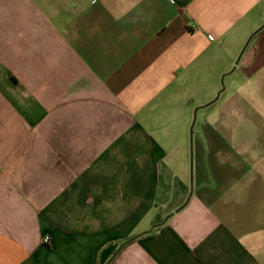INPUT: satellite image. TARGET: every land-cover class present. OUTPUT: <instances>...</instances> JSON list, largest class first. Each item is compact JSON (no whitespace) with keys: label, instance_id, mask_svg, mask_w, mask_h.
I'll use <instances>...</instances> for the list:
<instances>
[{"label":"crops","instance_id":"crops-1","mask_svg":"<svg viewBox=\"0 0 264 264\" xmlns=\"http://www.w3.org/2000/svg\"><path fill=\"white\" fill-rule=\"evenodd\" d=\"M130 236L111 264H264V0H0V264Z\"/></svg>","mask_w":264,"mask_h":264},{"label":"trees","instance_id":"trees-1","mask_svg":"<svg viewBox=\"0 0 264 264\" xmlns=\"http://www.w3.org/2000/svg\"><path fill=\"white\" fill-rule=\"evenodd\" d=\"M164 217L161 216V214H157L156 218H155V222H154V226L153 229H151L150 231H148L149 233L153 232L154 230L158 229L160 227V225H162L163 221H164ZM138 238V236H130L127 239L121 241L119 243V246L116 248L113 256L110 258V260L108 261L107 264H111L116 258L117 256L121 253V251L127 247L128 245H130L131 243H133L136 239Z\"/></svg>","mask_w":264,"mask_h":264},{"label":"rangeland","instance_id":"rangeland-1","mask_svg":"<svg viewBox=\"0 0 264 264\" xmlns=\"http://www.w3.org/2000/svg\"><path fill=\"white\" fill-rule=\"evenodd\" d=\"M249 36H250V35H249ZM248 38H249V37H248ZM248 38H247V39H248ZM242 49H243V47H242ZM242 49H241V51H242ZM241 51L238 53V55H237L238 57H239V55L241 54ZM237 60H238V59H237ZM237 60H236V61H237ZM231 70H232V69H231ZM228 72H229V71H228ZM228 77H230V76H228ZM225 85H226V82H225L224 78L222 79V77H221V78H220V87H219V91L222 90V89L224 90V89H225ZM219 91H218V92H219ZM196 118H197V115H196V113H195V109H194V114H193V122H194V123L196 122ZM194 120H195V121H194ZM193 122H192V123H193Z\"/></svg>","mask_w":264,"mask_h":264},{"label":"water","instance_id":"water-1","mask_svg":"<svg viewBox=\"0 0 264 264\" xmlns=\"http://www.w3.org/2000/svg\"><path fill=\"white\" fill-rule=\"evenodd\" d=\"M259 30H260V29H259ZM254 34H255V33H253V35H254ZM253 35H252V36H253ZM252 36H251L250 38H252ZM249 40H250V39H249ZM249 40H248V41H249ZM238 60H239V58H238ZM238 60H237L236 62H238ZM194 121H195V120H194ZM193 125H194V122H193ZM193 125H192V127H191V134H192V130H193Z\"/></svg>","mask_w":264,"mask_h":264},{"label":"built area","instance_id":"built-area-1","mask_svg":"<svg viewBox=\"0 0 264 264\" xmlns=\"http://www.w3.org/2000/svg\"><path fill=\"white\" fill-rule=\"evenodd\" d=\"M44 241H48V237H45Z\"/></svg>","mask_w":264,"mask_h":264}]
</instances>
